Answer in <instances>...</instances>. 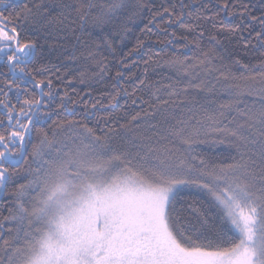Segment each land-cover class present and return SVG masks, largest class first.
I'll list each match as a JSON object with an SVG mask.
<instances>
[{"label":"snow or ice","instance_id":"obj_1","mask_svg":"<svg viewBox=\"0 0 264 264\" xmlns=\"http://www.w3.org/2000/svg\"><path fill=\"white\" fill-rule=\"evenodd\" d=\"M15 3L0 0V264H264V58L259 71L238 76L232 67L248 65L219 35L238 36L244 48L254 39L264 50V13L252 15L240 0L257 26L245 28L218 22L236 0L195 9L185 0H29L6 16ZM145 20L142 32L155 25L168 43L199 55L158 64L169 83L139 80L154 88V103L143 101L148 108L125 123L89 127L87 108L82 119L54 120L56 109L75 115V101L45 75L48 66L29 67L43 55L39 40L73 34L102 79L104 53L127 67L125 39ZM173 24L181 34L168 32ZM136 39L127 56L144 47ZM79 82L91 87L87 69ZM209 133L231 150L219 162L195 151Z\"/></svg>","mask_w":264,"mask_h":264},{"label":"trees","instance_id":"obj_2","mask_svg":"<svg viewBox=\"0 0 264 264\" xmlns=\"http://www.w3.org/2000/svg\"><path fill=\"white\" fill-rule=\"evenodd\" d=\"M24 2L29 0H17V3L9 5L4 14L7 16L9 13L15 14L20 8L23 7ZM157 4L164 3L165 0H155ZM170 2L178 3L179 0H170ZM186 3H191L192 8L195 9L198 3L207 2V0H196L195 3L192 0H185ZM213 4H216V0H212ZM237 8L230 9L231 15L221 13L218 22H223L228 25L242 24L243 27L247 28L249 25L257 27L254 22H251L247 15H244V10L239 8L240 0H236ZM243 3L248 6V10L252 15L259 16L264 13V0H243ZM165 20L167 17L164 18ZM144 22L134 26L133 32L128 35L125 39L127 47L124 48L125 61L127 67L122 66L118 63L120 57L117 56L115 59L107 52L104 55L107 57L106 63L108 71L103 75V78L93 76L94 72L98 69L91 60H85L80 55L84 51L83 44H77L73 34L69 33L67 37L63 32L54 31L53 35L47 40L40 39L39 44L41 46L43 55L39 56L37 60L29 65L32 69H38L41 65H46L50 69L45 75L50 77L54 85L58 87L60 94L63 95L64 91L67 90L71 99L75 101V104H70L69 108L74 109L75 115H69L68 112L63 109H56L57 116L53 119H82L85 109L93 113L90 115L85 123L89 127L104 128L105 121L110 119L112 123L117 120L119 123H125L131 119V116L136 112H143L148 108L149 103H154V98L151 96V92L154 91L152 87H145L138 84L141 79L145 80L146 84L169 83L167 79L168 70L167 68H157L158 64H163L166 57L172 54L179 55L182 59L188 57L189 60L199 55V51L192 52L187 48L182 47V41L176 40L174 43H168L171 39L170 36L166 35L160 28L152 27V32H142L144 28ZM163 25V21H159ZM210 27V25H208ZM216 32L217 29H211ZM176 31L177 34L182 33V29L176 24L168 26V32ZM76 36L81 35L79 31L75 33ZM220 38L223 40L224 46L234 54V56L240 59L243 63L248 65V69H242L239 66H233L232 71L238 76L242 74H251L259 71V61L264 58L261 56V52L264 51L257 46L256 41L253 39L251 45L248 48H244L242 44L238 43V36H231L228 32H220ZM246 37L247 31L243 32ZM137 37L144 41V47L140 49L138 54L127 56L126 54L137 44ZM34 38L26 36L25 39ZM82 40L88 39L87 36H82ZM159 41V42H158ZM119 45V40H117ZM207 46V40L204 41ZM220 49H218L219 51ZM150 53H158V56H154L153 60L147 65L144 61L148 59ZM75 55V59H73ZM145 68L148 69L145 73ZM87 69L88 76L91 78V87L89 83H80V74L82 71ZM154 69H156L154 71ZM0 71L6 72L5 68L0 67ZM117 71L122 72L123 78L115 79ZM61 77V79H57ZM39 78V77H38ZM0 82H6V77L0 75ZM115 85V87H113ZM73 89L75 91L73 92ZM122 89H127L128 94H125ZM135 92L133 93V90ZM119 92L115 101H112V96H115ZM31 95V93H29ZM142 98V99H141ZM222 99L224 97H221ZM0 99H4L3 95L0 94ZM133 100L136 103L133 104ZM99 101V103H97ZM56 103H59L57 98ZM96 104L95 108H92V104ZM55 107V106H54ZM2 111V110H0ZM52 125V121L48 122ZM54 126V125H53ZM111 126V124L109 125ZM204 143L195 145V151L197 154L205 157L209 160L219 162L224 157L229 155L231 151L228 148L227 140L224 143H219L221 139H225L221 134L209 133L207 136H201ZM234 154V153H233ZM228 162V161H225ZM185 191L195 192V189H186ZM6 197L0 198V210L6 207ZM6 215L7 212H4Z\"/></svg>","mask_w":264,"mask_h":264},{"label":"water","instance_id":"obj_3","mask_svg":"<svg viewBox=\"0 0 264 264\" xmlns=\"http://www.w3.org/2000/svg\"><path fill=\"white\" fill-rule=\"evenodd\" d=\"M1 198V197H0Z\"/></svg>","mask_w":264,"mask_h":264}]
</instances>
